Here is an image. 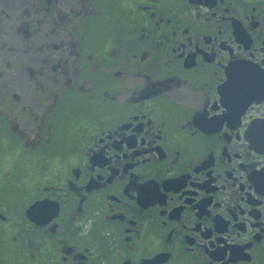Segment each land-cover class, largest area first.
Wrapping results in <instances>:
<instances>
[{
	"label": "flooded vegetation",
	"instance_id": "flooded-vegetation-1",
	"mask_svg": "<svg viewBox=\"0 0 264 264\" xmlns=\"http://www.w3.org/2000/svg\"><path fill=\"white\" fill-rule=\"evenodd\" d=\"M264 0H0V264H264Z\"/></svg>",
	"mask_w": 264,
	"mask_h": 264
},
{
	"label": "water",
	"instance_id": "water-1",
	"mask_svg": "<svg viewBox=\"0 0 264 264\" xmlns=\"http://www.w3.org/2000/svg\"><path fill=\"white\" fill-rule=\"evenodd\" d=\"M252 138L255 140L256 144L264 148V121L255 124L252 128Z\"/></svg>",
	"mask_w": 264,
	"mask_h": 264
},
{
	"label": "rangeland",
	"instance_id": "rangeland-1",
	"mask_svg": "<svg viewBox=\"0 0 264 264\" xmlns=\"http://www.w3.org/2000/svg\"><path fill=\"white\" fill-rule=\"evenodd\" d=\"M7 1H9V0H7Z\"/></svg>",
	"mask_w": 264,
	"mask_h": 264
}]
</instances>
